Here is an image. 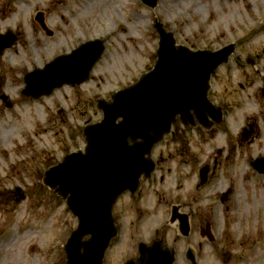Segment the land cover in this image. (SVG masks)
Returning <instances> with one entry per match:
<instances>
[{
	"label": "rangeland",
	"instance_id": "374dc122",
	"mask_svg": "<svg viewBox=\"0 0 264 264\" xmlns=\"http://www.w3.org/2000/svg\"><path fill=\"white\" fill-rule=\"evenodd\" d=\"M38 13L51 35L35 19ZM155 17L192 49L236 44L211 79L209 97L224 118L209 130L179 122L154 147V178L143 179L141 189L114 206L119 234L105 262L123 264L136 257L140 242L164 235L177 251L176 264H185L187 244L198 249L199 221L192 222L189 238L178 235L169 223L177 200L189 202L185 210L202 211L212 224L215 241L203 243L204 264H264V175L249 163L264 155V0H158L154 8L140 0H0V33L10 29L15 35L0 55V75L9 84L3 91L15 103L8 109L0 100V175L14 169L16 189V201L0 206V264H67L63 246L77 220L42 183L44 172L83 148V127L101 118L99 98L152 67ZM95 38L105 50L87 81L24 100L21 79L27 71ZM205 165L206 187L200 180ZM228 188L232 192L220 201Z\"/></svg>",
	"mask_w": 264,
	"mask_h": 264
},
{
	"label": "water",
	"instance_id": "95a60500",
	"mask_svg": "<svg viewBox=\"0 0 264 264\" xmlns=\"http://www.w3.org/2000/svg\"><path fill=\"white\" fill-rule=\"evenodd\" d=\"M155 7L158 0H142ZM36 19L44 25L42 14ZM158 33L156 59L150 70L105 100L98 121L83 128V150L66 154L44 172L42 182L66 200L78 219L63 246L67 264H105L106 249L117 228L113 205L124 192H135L142 176L154 170L153 147L180 120L196 122L209 129L220 122L221 107L209 99L211 77L234 52L231 43L218 50L190 49L179 44L172 31L155 19ZM50 33V32H49ZM13 42L10 34L0 35V52ZM104 50L102 41L82 43L69 54L59 55L43 68L25 75L23 93L37 98L63 84H80L88 79L93 65ZM264 173V156L251 163ZM207 168L201 171L202 180ZM137 258L124 264H173L174 252L160 242L139 244Z\"/></svg>",
	"mask_w": 264,
	"mask_h": 264
},
{
	"label": "flooded vegetation",
	"instance_id": "af4514ba",
	"mask_svg": "<svg viewBox=\"0 0 264 264\" xmlns=\"http://www.w3.org/2000/svg\"><path fill=\"white\" fill-rule=\"evenodd\" d=\"M254 61V60H253ZM1 74V73H0ZM2 77V75H0ZM4 78V77H2ZM23 81V76L21 79V82ZM9 85V84H8ZM7 85V86H8ZM6 86V79H0V100H1V104L3 105L4 108L7 107H14L15 103L12 102L10 100V97L8 96V92L3 91L4 87ZM27 101H29L27 98H25ZM178 139V138H176ZM178 140L183 141V138H179ZM16 165V163H14ZM16 168V167H15ZM12 170L11 172L7 173V170H5L3 176L0 177V206H4L6 207V209L9 207L10 203L15 200V196H16V189L15 186L13 184V180L15 178V172L14 169L12 168H8L9 170ZM157 171V162L155 160V170L152 173V175L150 176V178L144 179L146 180V182L148 180H152L154 178V174ZM10 176H13V178L11 179ZM207 180H208V176H206ZM2 179H4V181L8 180L12 183H8V186H5L6 183H4L3 181H1ZM160 179L163 180V176H160ZM141 185H142V180L140 181V186L139 188L141 189ZM207 186V184H205V187ZM129 194V193H127ZM130 195V194H129ZM132 195V194H131ZM23 197H25V195L23 193H20V198L22 199ZM223 195L220 197V201H224L225 199H227L228 195L222 199ZM187 204H190L189 202H182V201H177L174 202V204L171 205V209H170V213H169V223L172 225H175L178 235L181 234L183 237L189 238L190 234L192 232V222L196 219H198L199 221V225H194L197 226V229L195 228V233L197 234L198 238L200 239V242H198L197 246L198 249H194L193 247H191L189 244H187L185 252L183 254V258L185 260V264H204L203 262V257H202V251H203V243H209L212 244L213 241H215V236L213 235L212 232V224L208 221V219H203L204 217V213L202 211H199L198 209H194V208H188L185 210V207L187 206ZM191 205V204H190ZM186 223V228H183V223ZM203 223H205L204 225H202ZM185 231V235H183L182 233ZM155 239H161V242L163 245H167L164 235L162 236H155L153 238V240ZM152 240V241H153ZM171 249H174L175 251V263L178 260V255H177V251L175 249L174 246H170ZM242 255L246 256L249 259V253H245L243 252ZM217 260V258H216ZM224 261V260H223ZM224 263V262H223Z\"/></svg>",
	"mask_w": 264,
	"mask_h": 264
}]
</instances>
